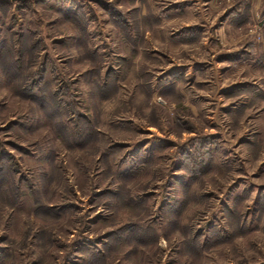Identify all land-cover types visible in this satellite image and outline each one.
Listing matches in <instances>:
<instances>
[{"label":"rangeland","instance_id":"rangeland-1","mask_svg":"<svg viewBox=\"0 0 264 264\" xmlns=\"http://www.w3.org/2000/svg\"><path fill=\"white\" fill-rule=\"evenodd\" d=\"M0 264H264V0H0Z\"/></svg>","mask_w":264,"mask_h":264}]
</instances>
